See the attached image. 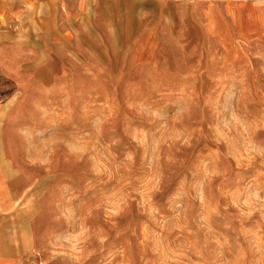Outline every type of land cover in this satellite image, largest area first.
<instances>
[{"label": "rangeland", "instance_id": "obj_1", "mask_svg": "<svg viewBox=\"0 0 264 264\" xmlns=\"http://www.w3.org/2000/svg\"><path fill=\"white\" fill-rule=\"evenodd\" d=\"M0 264H264V0H0Z\"/></svg>", "mask_w": 264, "mask_h": 264}]
</instances>
